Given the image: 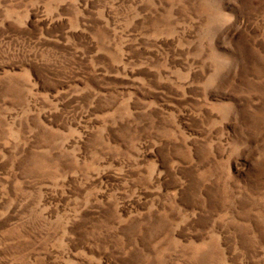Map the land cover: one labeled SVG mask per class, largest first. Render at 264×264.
<instances>
[{
  "label": "rangeland",
  "instance_id": "obj_1",
  "mask_svg": "<svg viewBox=\"0 0 264 264\" xmlns=\"http://www.w3.org/2000/svg\"><path fill=\"white\" fill-rule=\"evenodd\" d=\"M0 264H264V0H0Z\"/></svg>",
  "mask_w": 264,
  "mask_h": 264
}]
</instances>
